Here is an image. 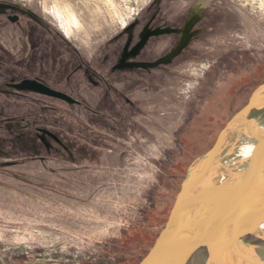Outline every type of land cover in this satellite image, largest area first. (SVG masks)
Instances as JSON below:
<instances>
[{
	"label": "rangeland",
	"instance_id": "374dc122",
	"mask_svg": "<svg viewBox=\"0 0 264 264\" xmlns=\"http://www.w3.org/2000/svg\"><path fill=\"white\" fill-rule=\"evenodd\" d=\"M70 3L69 34L50 0H0V264H136L189 163L264 84V0ZM248 117L264 126V105ZM244 239L261 258L236 264H264V239Z\"/></svg>",
	"mask_w": 264,
	"mask_h": 264
},
{
	"label": "water",
	"instance_id": "95a60500",
	"mask_svg": "<svg viewBox=\"0 0 264 264\" xmlns=\"http://www.w3.org/2000/svg\"><path fill=\"white\" fill-rule=\"evenodd\" d=\"M16 86L73 100L32 79ZM262 92L264 84L228 118L213 144L189 163L163 227L136 264H185L198 250L206 253L203 264H236L238 254L224 260L233 244L262 246L244 239H264L258 230L264 221V161L254 156L264 146V126L248 117L251 109L264 105Z\"/></svg>",
	"mask_w": 264,
	"mask_h": 264
},
{
	"label": "bare ground",
	"instance_id": "6f19581e",
	"mask_svg": "<svg viewBox=\"0 0 264 264\" xmlns=\"http://www.w3.org/2000/svg\"><path fill=\"white\" fill-rule=\"evenodd\" d=\"M53 4L54 7V11L57 12L60 8H62V16L65 20V22L69 25V29H68V33L70 34L71 32V26H75L77 28L82 27V24L78 18V14L76 13V9L74 8V6L70 3V0H50ZM81 1V0H80ZM87 1V0H82ZM58 13V12H57ZM83 15V14H82ZM183 44V42L180 44V46ZM179 46V47H180ZM179 47H177L176 50L179 49ZM175 50V51H176ZM174 51V52H175ZM28 84L33 85L34 83L32 81H28ZM264 93V92H262ZM246 136H242L241 140L242 142L247 141L246 140ZM246 143V142H245ZM243 149H246L244 151L247 152V146H241ZM243 151V152H244ZM249 154V153H248ZM250 155V154H249ZM254 156L259 159L263 156V161H264V146H260L258 148L257 153L254 154ZM258 230H263L264 231V221L263 224L261 226L258 227ZM253 249V248H252ZM253 253V254H251ZM226 257L224 258L225 261H227L229 258L231 259L232 255L238 254L237 258H261V255H259V253L254 254V252H252L251 247L248 246L247 244H245V242H240L238 241L237 243L233 244L231 246L230 251H228L226 253ZM242 254V255H241Z\"/></svg>",
	"mask_w": 264,
	"mask_h": 264
},
{
	"label": "flooded vegetation",
	"instance_id": "af4514ba",
	"mask_svg": "<svg viewBox=\"0 0 264 264\" xmlns=\"http://www.w3.org/2000/svg\"><path fill=\"white\" fill-rule=\"evenodd\" d=\"M199 12H200V6H199V4H198V5L194 8V10L192 11V13H191V15H190V18H189V20H188L187 26H186L185 29L182 31V37H181V40H180V42H179V44H178V47L180 46V44H181L182 42L184 43L185 39H186L187 36H188V25L191 23V21L193 20V18H194ZM148 32H149V29L147 28V29L145 30V32L143 33V38H142V41L140 42V44L144 41V39L146 38ZM136 49H137V47H136L135 49H133L131 52L125 51V53L123 54L122 62H124L125 64H127V62H126V57H127L130 53H134V52L136 51ZM176 49H177V47H176ZM176 49H174V51H175ZM174 51H173V52H174ZM169 56H170V55H169ZM165 60H167V58H166ZM123 65H124V64H123Z\"/></svg>",
	"mask_w": 264,
	"mask_h": 264
},
{
	"label": "crops",
	"instance_id": "0c3cea01",
	"mask_svg": "<svg viewBox=\"0 0 264 264\" xmlns=\"http://www.w3.org/2000/svg\"><path fill=\"white\" fill-rule=\"evenodd\" d=\"M162 60H165V59H162ZM145 63V62H144ZM136 64V63H135Z\"/></svg>",
	"mask_w": 264,
	"mask_h": 264
},
{
	"label": "trees",
	"instance_id": "16d2710c",
	"mask_svg": "<svg viewBox=\"0 0 264 264\" xmlns=\"http://www.w3.org/2000/svg\"><path fill=\"white\" fill-rule=\"evenodd\" d=\"M144 255V254H143Z\"/></svg>",
	"mask_w": 264,
	"mask_h": 264
}]
</instances>
